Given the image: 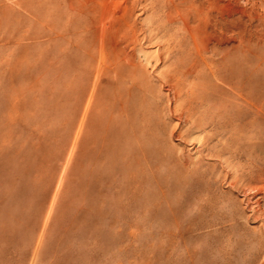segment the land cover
Masks as SVG:
<instances>
[{
	"label": "rangeland",
	"instance_id": "1",
	"mask_svg": "<svg viewBox=\"0 0 264 264\" xmlns=\"http://www.w3.org/2000/svg\"><path fill=\"white\" fill-rule=\"evenodd\" d=\"M0 264H264V0H0Z\"/></svg>",
	"mask_w": 264,
	"mask_h": 264
}]
</instances>
